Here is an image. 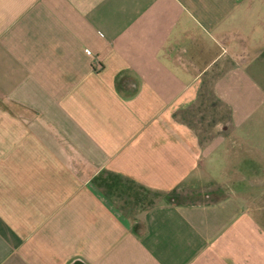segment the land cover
<instances>
[{
	"label": "crops",
	"instance_id": "crops-1",
	"mask_svg": "<svg viewBox=\"0 0 264 264\" xmlns=\"http://www.w3.org/2000/svg\"><path fill=\"white\" fill-rule=\"evenodd\" d=\"M0 264H264V0H0Z\"/></svg>",
	"mask_w": 264,
	"mask_h": 264
}]
</instances>
